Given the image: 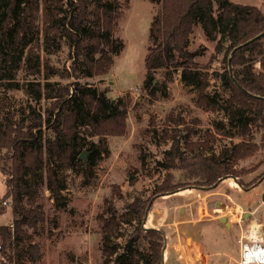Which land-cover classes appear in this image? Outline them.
I'll return each mask as SVG.
<instances>
[{
    "label": "trees",
    "instance_id": "1",
    "mask_svg": "<svg viewBox=\"0 0 264 264\" xmlns=\"http://www.w3.org/2000/svg\"><path fill=\"white\" fill-rule=\"evenodd\" d=\"M151 1L156 9L143 86L153 96L158 90L167 94L170 79L156 82L158 69L182 68L184 82L198 88L197 105L204 110L225 109L230 121L228 133L234 135V129L239 128L244 138L217 153L211 145L210 133L215 132L208 130L204 136L198 135V128L191 126L175 108L167 113L162 129L148 128L152 134L161 131L164 140H172L165 157L159 160L167 172L150 198L137 197L129 203L127 221L134 223L135 228L127 250L119 252L118 245L113 243L120 231V221L114 214L104 219V264H110L116 253L118 264H165V233L145 226L156 199L192 187L214 188L226 177L242 173L235 165L264 147V135L260 144L253 135V127L264 126V56L260 70L255 65L258 55L264 52V34L245 44L264 32V10L233 0ZM123 6L122 0H0V79L16 74L32 42L38 49L28 59L34 61L35 71L40 72L43 63L46 77L52 73L61 78L104 77L124 49V42L117 35ZM199 24L209 39L217 41L218 52L229 42L224 55L225 70L214 72L231 91L226 104L208 92L209 71L199 61H178L179 56L186 55L191 60L201 53L189 49L191 35ZM62 44L70 49L69 67L58 68L41 58L39 50L56 53ZM27 85L39 103L45 98L56 100L45 114L42 105L32 106L17 123L11 118L0 120V169L6 177L4 197H12L14 215L11 223H0V264H27L40 258L34 239L44 234L48 222L40 202L43 189L51 190L57 205H66L69 198L64 191L68 179L60 171L81 172L84 183H91L94 168L110 148L107 137L128 134L131 98L124 100L120 96L115 101L109 95L111 89L79 79L72 83L50 81L45 86L30 81ZM45 125L53 130V136L44 131ZM87 149L90 154L82 158ZM239 179L243 184V179ZM3 213L0 206V214ZM141 239L148 243L145 249L132 245Z\"/></svg>",
    "mask_w": 264,
    "mask_h": 264
},
{
    "label": "rangeland",
    "instance_id": "2",
    "mask_svg": "<svg viewBox=\"0 0 264 264\" xmlns=\"http://www.w3.org/2000/svg\"><path fill=\"white\" fill-rule=\"evenodd\" d=\"M234 1L256 5L264 10V0ZM122 2L124 15L117 35L122 38L124 49L116 56L112 68L104 77L61 78L56 73H52L51 77H46L44 64L42 63L40 72L35 71L34 61L28 59V56L33 57L34 50L38 49L32 42L26 48L16 74L10 78L0 79V120L11 118L16 123L21 121L23 114L31 111L32 106L42 105V113L45 114L46 108L56 100V98H45L39 103L28 88L27 84L30 81H37L45 86V83L50 81L72 83L73 80L79 79L86 84L111 89L109 95L115 98V101L120 96L124 100L131 98L128 134L107 137L110 148L108 152L102 154L99 165L94 168L91 183H84L85 176L81 172L73 169L61 170L60 174H64L68 179V188L64 193L69 199L64 206L56 204L50 189H43L40 202L43 204L48 222H46L44 234L34 239L41 256L27 264H104V250L101 245L103 223L105 218L113 217V214L121 225L120 231L113 237V243L118 245L119 252L127 250L129 238L135 228L134 223L127 221L126 212L129 210V203L137 197L147 200L152 196L157 185L162 182L163 172L166 169L159 165V160L165 157L166 150L171 147L170 142L163 139L161 131L157 133L158 135L152 134L148 128L153 129L155 126L162 129L166 124V116L170 109L175 108L187 122L191 123V126L197 127L198 135L204 136L208 130L215 132L210 133L212 135L211 145L217 153L221 152L224 146H234L244 138L239 128L234 129V135L228 133L230 121L225 109L204 110L197 105L198 88L184 82L182 68L158 69L156 82L170 79L167 84V94L158 90L153 96L149 89L143 86L147 71L146 57L150 44L151 23L156 5L151 0H128V5L126 0ZM228 43L225 49L218 52L217 41L209 39L199 24L196 25L195 32L191 35L189 49L191 51L200 50L201 53L191 60L186 55L178 57V61L184 63L199 61L204 69L209 71L208 92L217 95L222 104H226L231 91L214 72L225 70L224 55ZM39 51L41 58H46L55 67H69L72 63L70 49L66 44H62L56 53ZM263 56L264 52L260 53L256 59L257 70L261 68L260 60ZM8 69L9 74L11 68ZM9 82L12 84H8ZM196 119L200 121L195 122ZM43 129L53 136L52 129L46 125ZM253 131L256 141L260 144L264 135V126L253 127ZM184 134L186 130L183 131L182 136ZM94 140H98V137H94ZM182 141L185 142V139ZM85 151L87 157L90 151L88 149ZM235 168L242 170V173L226 177L218 186L205 189L211 192L207 196L208 213L205 216L197 215L195 210H191L192 204L183 207L184 211L180 210V206L184 205L180 201H190L188 200L190 196L195 195L192 192L179 194V191L156 199L149 211L150 216H148L151 219L150 223L155 227L147 225L146 228H156L165 233L168 251L165 264H179L175 258L178 256L175 251L176 243H178L179 251L187 256L194 255V259H200L201 254L204 260H207L203 264H239L240 250L237 247V238H239L240 229L238 225L229 226L235 229L236 233L233 235L226 231V228L222 229L219 219L221 216H227L226 212L229 211L226 209L232 203L230 199L248 208L259 204L264 190V182L260 181L264 177V147H260L255 155L241 159ZM239 178L243 179V184H240ZM5 179L0 169V206L4 208V213L0 214V222L9 221L7 223L9 224L14 220L11 210L13 199L4 197ZM122 214H124L123 217ZM254 218L264 226V205H261ZM176 221H179L177 225H175ZM193 221L197 223L192 224ZM252 222L249 220L243 223L244 226H248ZM210 223L213 224L212 227ZM200 226L203 227L200 228ZM229 227L228 229H231ZM206 230L211 232V236ZM203 231L204 234L200 235ZM192 235L195 236L194 240ZM235 236L236 242L233 248L203 245L207 240L213 241L217 238H221L222 242L226 243V240H235ZM132 245L145 249L148 243L141 239ZM219 251L220 255L211 256L210 254ZM117 254L112 257L110 264H118Z\"/></svg>",
    "mask_w": 264,
    "mask_h": 264
},
{
    "label": "crops",
    "instance_id": "3",
    "mask_svg": "<svg viewBox=\"0 0 264 264\" xmlns=\"http://www.w3.org/2000/svg\"><path fill=\"white\" fill-rule=\"evenodd\" d=\"M234 1V0H233ZM236 2V1H235ZM167 142H170V144L172 145V141H170V140H167ZM170 145V146H171ZM169 146V147H170ZM168 147V148H169ZM165 172H166V169H165ZM165 172H163L164 173V176H165ZM189 190H191V191H189ZM179 192V191H178ZM189 192H192V193H194L195 195L194 196H190V198L188 199V200H190V201H188V202H184L183 200L182 201H180L182 204H184V205H186V206H184V205H182V206H180V210L181 211H184L185 210V208H183V207H187V205H190V204H192L191 205V207H190V209L191 210H195V213L197 214V215H200V216H205L207 213H208V199H207V196H208V193H211V192H208V191H206L205 189H201V188H197V187H192V188H187V189H183V190H181L180 192H179V194L180 193H189ZM175 194V193H174ZM170 195H168V197H169ZM168 197L166 198V199H168ZM231 201H232V203L230 204V206L226 209V210H228L229 212H226V214H227V216L229 215V214H233V213H236L235 214V216L231 219L229 216H228V220H229V222L228 223H224L221 219H219V223H220V226L222 227V229H224V228H226V231H228V232H230L231 234H233V235H235V229L232 227H229V226H235V225H238V227H239V234H238V237H239V235L242 233V230H243V227H244V220L242 219H240V215H241V213L242 212H245V214H244V216H245V218L247 219V217L246 216H248L247 215V212H250V215L248 216V217H250V219L249 220H252L253 222L251 223V225L254 223V221H255V219L256 218H254L255 216H256V213H258L259 212V210H260V207H261V205L263 206L264 204H263V200H262V197L260 198V202H259V204L257 205V206H254V207H244V205H242L241 203H237V202H235L234 200H232V199H230ZM198 202V203H197ZM225 209V208H224ZM169 210V209H168ZM197 210H198V212H197ZM189 213H190V211H189ZM220 214H222V213H220ZM148 216H150V212H149V214H148ZM152 216V215H151ZM166 216H167V214H166ZM221 218V217H220ZM147 224H145V226H154L153 224H151L150 223V220L151 219H149V217H147ZM257 220V219H256ZM258 221V220H257ZM9 221H7V222H0V223H2V224H7ZM179 221H176L175 222V225H177V223H178ZM184 222V221H183ZM192 224L193 223H197V221H193V222H191ZM190 223V224H191ZM211 224V227H212V223H210ZM204 226V225H203ZM203 226H200V228L201 227H203ZM262 226H263V224H262ZM155 227V226H154ZM210 227V228H211ZM228 227L229 228H231V229H228ZM199 230V229H198ZM197 230V231H198ZM197 231H195V232H197ZM205 231V230H204ZM204 231L203 232H201L200 233V235H203L204 234ZM222 231V230H221ZM206 232L207 233H209L210 234V236H211V232L209 231V230H206ZM207 233H206V235H207ZM192 237H193V240H194V238H195V236L194 235H192ZM207 238V237H206ZM213 239V238H212ZM239 238H237V243H238V248H239V250H240V255H241V248H240V243H239V240H238ZM207 240V239H206ZM217 242H219V243H217ZM235 242H236V236H235V240H231V241H228V240H226V243H223L222 242V240H221V238H217V240L216 239H214L213 241H211V239H210V241H206L205 243H203V245L205 246V247H207V246H211V247H215V248H227V247H234V245H235ZM167 247H168V244H167ZM216 250V249H215ZM175 251H176V253H178V256L177 257H175L176 258V260L178 261V263L179 264H203L204 263V261L205 262H207V260H204V258L202 257V255L200 254V259H194L195 258V256L194 255H190V256H187L185 253H183V252H181V251H179V249H178V243H176V245H175ZM167 248H166V250H165V253H164V260H166V258H167ZM211 254V256H215L216 254H218V255H220V251L219 252H211L210 253ZM238 259H240V256L238 257ZM210 260H212V259H210Z\"/></svg>",
    "mask_w": 264,
    "mask_h": 264
},
{
    "label": "built area",
    "instance_id": "4",
    "mask_svg": "<svg viewBox=\"0 0 264 264\" xmlns=\"http://www.w3.org/2000/svg\"><path fill=\"white\" fill-rule=\"evenodd\" d=\"M235 214L236 213L229 214L228 216L232 219ZM244 214L245 212L241 213L240 219L249 221L250 217H247L246 219ZM250 226L251 225L249 224L248 226L243 227L242 233L240 234L238 239L241 248L239 264H264V238L248 235L247 229Z\"/></svg>",
    "mask_w": 264,
    "mask_h": 264
},
{
    "label": "bare ground",
    "instance_id": "5",
    "mask_svg": "<svg viewBox=\"0 0 264 264\" xmlns=\"http://www.w3.org/2000/svg\"><path fill=\"white\" fill-rule=\"evenodd\" d=\"M247 234L264 238V227L258 221H254V223L247 229Z\"/></svg>",
    "mask_w": 264,
    "mask_h": 264
},
{
    "label": "water",
    "instance_id": "6",
    "mask_svg": "<svg viewBox=\"0 0 264 264\" xmlns=\"http://www.w3.org/2000/svg\"><path fill=\"white\" fill-rule=\"evenodd\" d=\"M263 34H264V32L261 33V34H259V35L256 36L255 38H252V39L248 40L247 42H245V44H246V43H250V42H252L253 40H255L256 38L262 36ZM81 157H82V158H85V157H86V151H83V152H82ZM262 182H264V179L262 180ZM262 200H263V202H264V190H263V193H262ZM247 215L249 216V215H250V212H247ZM248 216H246V217H248ZM147 217H148V214H147ZM147 217H146L145 221H147ZM220 219H221L224 223H228V222H229L227 216H221Z\"/></svg>",
    "mask_w": 264,
    "mask_h": 264
},
{
    "label": "flooded vegetation",
    "instance_id": "7",
    "mask_svg": "<svg viewBox=\"0 0 264 264\" xmlns=\"http://www.w3.org/2000/svg\"><path fill=\"white\" fill-rule=\"evenodd\" d=\"M228 217V216H227Z\"/></svg>",
    "mask_w": 264,
    "mask_h": 264
}]
</instances>
